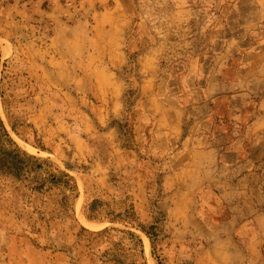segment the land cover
Wrapping results in <instances>:
<instances>
[{
    "label": "rangeland",
    "instance_id": "rangeland-1",
    "mask_svg": "<svg viewBox=\"0 0 264 264\" xmlns=\"http://www.w3.org/2000/svg\"><path fill=\"white\" fill-rule=\"evenodd\" d=\"M0 29L6 127L44 169L74 180L59 176L33 191L0 174V264H119L111 256L122 264H264V143H250L239 119L237 150L227 155L231 163L239 156L235 168L189 149L165 165L180 145L177 131L154 134L150 148L145 130V106L174 104L188 72L211 96L221 92L231 54L243 75L222 89L238 93L232 104L246 121L255 116L264 101V0H0ZM141 87L153 101L139 100ZM87 120L90 135L82 133ZM110 125L124 126L120 138ZM76 135L89 158L74 154ZM100 160L105 193L90 181L85 190L80 176ZM95 200L105 205L92 213ZM127 210L152 241L134 217L107 222Z\"/></svg>",
    "mask_w": 264,
    "mask_h": 264
},
{
    "label": "crops",
    "instance_id": "crops-1",
    "mask_svg": "<svg viewBox=\"0 0 264 264\" xmlns=\"http://www.w3.org/2000/svg\"><path fill=\"white\" fill-rule=\"evenodd\" d=\"M5 49L8 51L7 48ZM0 55L2 58L3 54L0 53ZM240 59L241 58L232 54L231 57L228 58L226 61L227 63L221 68L222 70L219 71L220 74L217 86L221 88V92L214 96L208 94L206 84L203 86L200 83L198 84V82H192L193 77H190V73L188 72L181 80L179 88L176 91L177 95H170L174 104H166L165 106L164 104L152 102L149 106H145L147 111L146 114L150 119L152 118L150 120L151 123L145 129L149 133L148 142L150 148L154 141V134H158V132L162 134L165 132L167 134L170 130L177 131L172 137L176 136L180 145L175 153H172L170 159L167 161L165 160V165L168 163L174 164L172 158L189 149L194 152L197 158L200 155L203 157H212V155H214L215 163L218 166L235 168V166L241 162L239 161V156L236 154L235 159L237 160L231 163L227 162V155L232 153L235 154L237 150L238 138H233L232 135L235 134V127L238 126L237 121H241L239 119H242V126H247V128L251 130L253 136L249 140L250 143L255 145V140L257 143H264V116L262 115L264 101L256 102L257 113L251 120L246 121L243 110L240 114V111L232 104L238 93L226 91V89L223 90L225 87L234 86L240 82L243 75L242 67L239 65ZM191 61L194 62L195 58L193 59V57H191ZM198 76L200 79L201 76L199 73ZM139 94V100L141 102L144 99L153 101V97H155L152 95L145 96L142 87ZM178 113H182V117H180L179 120L176 119V114ZM212 120L215 121L214 124L209 123V121ZM134 125V129H136L135 122ZM94 129L95 126L90 125L88 120L82 125L83 134L90 135ZM107 133H112V129L109 128ZM73 143L74 154L79 160L81 158H89L86 153L89 148L86 147L87 142H85L83 138L76 135ZM167 144L168 149H170V144ZM200 144H202L203 147H199ZM262 147H264V145ZM92 154L94 155V153ZM104 161L105 160L97 161V163L93 164L85 174H80L81 182L84 184L85 190L88 189L86 184L90 181L95 185V189L105 193L102 186L99 184ZM71 173L74 174L73 171H71ZM174 173L178 174L177 172ZM77 186L79 187L78 182ZM162 186L163 188L166 187L165 175H163Z\"/></svg>",
    "mask_w": 264,
    "mask_h": 264
},
{
    "label": "trees",
    "instance_id": "trees-1",
    "mask_svg": "<svg viewBox=\"0 0 264 264\" xmlns=\"http://www.w3.org/2000/svg\"><path fill=\"white\" fill-rule=\"evenodd\" d=\"M1 98L2 99L4 98L3 94H1ZM8 124L12 132L17 134V129L15 127V124H13L10 120H8ZM133 125H134V121H132L131 124V133H133L132 131ZM122 127L124 126L119 125V128L116 129L114 126L110 125V128L116 129L118 137L121 136V134L119 133H122L121 132ZM131 135L134 137V134ZM0 174L12 176L22 183L29 182L30 185H32L31 189L33 191H39L43 189V187L49 182L50 183L60 182V179L58 178L59 176L67 179L66 182L67 184L70 183L71 181L74 182V180H72L73 178L69 174H66L61 171H57L56 173L47 171L46 169H44L43 163L38 158L22 150L11 137V134L6 127V124L1 116V113H0ZM75 191L76 189L73 190V192ZM96 205H105V204L100 202L99 200H95L94 202H92V204L89 207V210H92L93 208L92 213L97 212V209L95 208ZM129 217L131 218L134 217L135 222H137V228L140 231H142L144 234H146V236L150 239V241H152L150 233L146 230V227L140 223L134 210L132 212L127 210L125 214H119L111 218L110 220H107V222L121 223L123 221H120L118 219L129 218ZM88 219L93 220L91 216H88ZM131 235L137 238L141 246L143 245L142 240L139 236L135 234H131ZM141 253L144 256L143 247ZM111 257L113 261H117L119 264H122L118 256H111Z\"/></svg>",
    "mask_w": 264,
    "mask_h": 264
},
{
    "label": "bare ground",
    "instance_id": "bare-ground-1",
    "mask_svg": "<svg viewBox=\"0 0 264 264\" xmlns=\"http://www.w3.org/2000/svg\"><path fill=\"white\" fill-rule=\"evenodd\" d=\"M89 224V223H88ZM147 242H146V251L148 252V254L150 253V243H149V240L146 239Z\"/></svg>",
    "mask_w": 264,
    "mask_h": 264
}]
</instances>
